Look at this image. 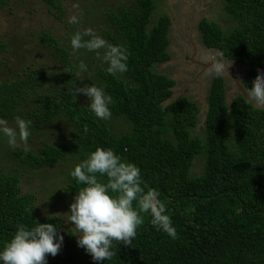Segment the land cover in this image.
<instances>
[{"label":"trees","instance_id":"16d2710c","mask_svg":"<svg viewBox=\"0 0 264 264\" xmlns=\"http://www.w3.org/2000/svg\"><path fill=\"white\" fill-rule=\"evenodd\" d=\"M10 1L0 0V13ZM41 1L56 21H64L62 0ZM220 1L235 27L223 31L203 19L202 41L225 59L245 66L242 85L250 88L264 73V0ZM155 9V0L98 7L93 33L128 53L127 71L114 75L96 52L73 50L72 35L63 45L61 38L43 30L36 39L59 64L52 70L32 69L4 77L1 69L8 44L0 41V119L15 123L20 116L31 121L27 141L37 140L43 128L60 118L70 126L71 139L64 145L39 140L38 149L16 148L11 155L31 171L55 168L73 157L66 186L72 200L83 185L70 171L97 147L111 148L136 164L144 184L159 192L176 238L158 231L149 222L150 213H141L144 223L132 244L114 242L110 260L93 261L77 246L75 233L62 229L59 217L39 215L36 195L22 192L17 173L0 169V248L18 224L52 223L64 239L58 253L47 256V264H264V106L255 108L241 95L229 105L228 82L215 75L203 114V136L197 135L201 105L187 95L166 104L177 81L156 68L171 60V18L159 14L153 19ZM98 51L102 55L104 49ZM81 61L87 66L97 61V86L111 96V115L128 124L125 131L115 133L82 103L80 94H73L76 87L87 84L76 74ZM198 157L203 158V170L192 176ZM98 179L107 178L98 175Z\"/></svg>","mask_w":264,"mask_h":264},{"label":"rangeland","instance_id":"374dc122","mask_svg":"<svg viewBox=\"0 0 264 264\" xmlns=\"http://www.w3.org/2000/svg\"><path fill=\"white\" fill-rule=\"evenodd\" d=\"M131 1L62 0V5L66 11L65 16H63L64 21L59 22L54 19V16L47 9V5L41 0H11L9 5L0 13V41L8 44L1 73L4 77H8L17 72H29L32 69H54L59 62L50 59L47 51L40 45V40L36 39L41 31L46 30L55 37L61 38L64 42L60 41L64 45L69 41L68 38L77 31L82 33L86 30L85 28L95 30L97 26L94 22L99 19L98 7L100 5L105 3V7L110 8V5L117 6L122 2L128 6ZM155 3L156 9L153 13V19H157L159 14H165L171 18L170 45L168 48L171 60L157 66L156 71L177 81V85L173 89V91L175 90V98L187 95L201 105V119L195 133L203 136L202 125L205 119L203 114L207 108L211 74L208 72L202 77L194 79V73L190 72L191 69L187 70L183 62L192 55L191 47L189 48L191 39L197 47L199 46L197 27L203 19L216 23L223 31L233 29L235 24L227 16L223 2L220 0H155ZM73 16L76 17V22L70 23L69 19ZM197 55L210 59L206 50L198 51ZM98 63L100 62L98 61ZM228 63L231 70L236 72L238 79L242 82L246 75V67L233 61H228ZM97 66V61L89 63L88 70L78 75L82 77L83 83L97 86ZM234 88L235 83L228 80V94L234 92ZM80 98L83 104L88 105L90 103V99L84 94H80ZM61 119L43 128L37 140L31 138L26 143L19 142L17 147L9 146L7 138L0 135V169L8 173H17L20 176L22 192L36 195L35 206L40 216L59 217L62 229L75 233L69 214L70 204L73 200L66 191L69 180L68 170L74 165L75 159L69 157L55 168L31 171L13 160L11 155V152L16 148L38 149L42 142L39 140L54 145L68 143L71 139V128L64 124L63 119L61 122ZM104 121L110 124L115 133L125 131L128 126L123 119L112 115ZM7 124L15 127L14 122L7 121ZM203 165V158L198 157L191 167V175H199L203 170Z\"/></svg>","mask_w":264,"mask_h":264},{"label":"clouds","instance_id":"9594fccd","mask_svg":"<svg viewBox=\"0 0 264 264\" xmlns=\"http://www.w3.org/2000/svg\"><path fill=\"white\" fill-rule=\"evenodd\" d=\"M76 22V17L69 19ZM86 35L89 39L84 40ZM73 50L86 48L96 52L107 64L109 74L127 71L128 53L119 45L107 43L102 37L86 29L83 34L75 32L70 38ZM104 49L103 54L98 51ZM223 61H212L209 73L221 75L227 73ZM88 66L81 61L77 66V75L86 72ZM71 73V72H70ZM243 92L255 105H264V73H260L254 86ZM73 94H84L90 99L88 103L92 113L107 120L111 117L109 104L111 96L95 84L76 87ZM15 127L8 126L7 121L0 119V135L7 138L11 147L19 142H27L31 121L16 116ZM85 131L87 128L85 126ZM99 177H106L101 181ZM70 176L83 187L74 196L70 204V222L75 229L77 246L84 248L96 262L110 260L114 255V242L132 244L137 228L144 223L141 213H150V223L158 231L176 238V229L166 206L159 199V192L144 184L140 168L123 160L111 148L97 147L87 158L76 164ZM135 202V206H134ZM63 235L58 226L52 223H37L33 227L18 224L12 238L0 248V264H47V256H55L63 243Z\"/></svg>","mask_w":264,"mask_h":264},{"label":"flooded vegetation","instance_id":"af4514ba","mask_svg":"<svg viewBox=\"0 0 264 264\" xmlns=\"http://www.w3.org/2000/svg\"><path fill=\"white\" fill-rule=\"evenodd\" d=\"M197 28H198V42H199V46L197 47L194 44V42L192 41V39H191V44H190L189 48L191 47L190 51H191L193 56L192 55L189 56L187 61L183 62L185 68H187V70L191 69L190 72L194 73V75H195L194 79L195 78L198 79L199 77H202L204 74H207L209 72V67L204 68V66H202L203 64L206 65V64L210 63L211 61H221V60H223L224 63L229 64L228 63L229 60H227L224 57H222V55H221V53L219 51H217L215 49H212V48H207L205 46V44L202 41V32L199 29V25H198ZM201 50H206L209 53L210 59L207 58V57L198 56L197 52L198 51L200 52ZM218 56H221L220 60H217ZM195 62H198V64H196ZM196 67H198V68H196ZM221 75L226 79L227 82H228V80H231L234 83V81L232 80V78L229 75H227V74L225 75V73L221 74ZM214 77H215V74H211V82H212ZM211 82H210V84H211ZM241 84H242V82H241Z\"/></svg>","mask_w":264,"mask_h":264},{"label":"water","instance_id":"95a60500","mask_svg":"<svg viewBox=\"0 0 264 264\" xmlns=\"http://www.w3.org/2000/svg\"><path fill=\"white\" fill-rule=\"evenodd\" d=\"M221 61H223V60H221ZM195 63L198 64V62H195ZM211 63H212V61H211L210 63L206 64V65H205V64H203V65L201 64V65L204 66V68H206V67H209ZM199 64H200V63H199ZM226 67H227V73L225 72V75H226V74L229 75V76L232 78V80L234 81V83H235L234 92H232V93H230V94H227V102H228V104H229V105L231 104V101H232V99H233L235 96L241 95V96H242L244 99H246L248 102L252 103V104L254 105L255 108L263 107L264 105L257 106V105H255L252 101H250V100L248 99L246 92H245V93L243 92V85L241 84L240 80L237 78V76H236V72H233V71L231 70V68H230L229 65H227ZM174 91H175V90H174ZM174 91H173V94H172V96L170 97V99L166 102V104L171 103L173 100L176 99V98H175V92H174ZM205 111H207V108H206ZM201 113H202V110H201Z\"/></svg>","mask_w":264,"mask_h":264}]
</instances>
